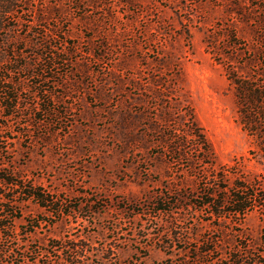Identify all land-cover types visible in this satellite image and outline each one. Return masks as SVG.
<instances>
[{
  "label": "rangeland",
  "instance_id": "1",
  "mask_svg": "<svg viewBox=\"0 0 264 264\" xmlns=\"http://www.w3.org/2000/svg\"><path fill=\"white\" fill-rule=\"evenodd\" d=\"M248 1L20 0L0 27V70L21 104L13 119L0 108V172L58 205L44 210L3 188L2 202H15L0 216L16 219L5 223L0 264H66L78 240L90 251L78 264H231L264 254V206L240 227L187 207L202 202L190 201L203 188L198 155L191 142L185 159L167 147L193 119L216 168L264 194V162L249 154L254 140L227 79L234 71L264 80V0ZM159 200L172 213H159Z\"/></svg>",
  "mask_w": 264,
  "mask_h": 264
},
{
  "label": "trees",
  "instance_id": "2",
  "mask_svg": "<svg viewBox=\"0 0 264 264\" xmlns=\"http://www.w3.org/2000/svg\"><path fill=\"white\" fill-rule=\"evenodd\" d=\"M243 1L247 3L246 5L249 4L248 0ZM18 3H20V0H0V27L4 26L8 20L13 17ZM238 15L244 20L249 19L250 21L249 14L245 9L241 10ZM257 24L264 34V19L261 18L260 22H257ZM263 37L264 35L259 34L260 39ZM8 39L12 40L7 38L5 41H8ZM33 67V71H37L38 67ZM21 68H27V65L21 66ZM43 75L42 72L35 73V76H39L41 80L50 79ZM227 79L233 85L234 96L237 101V114L241 128L254 140L255 148L249 151V154L255 157L258 156L264 162V80L261 84H256L246 77L237 76L234 71L227 72ZM9 83H11V81L8 80L5 74L0 70V108L7 119H13L15 117V112L21 109V104L18 96L11 94L7 87ZM35 109L44 112L46 111V105L42 104L41 106V104H37ZM187 127L188 129L184 132V136H180L179 134L170 136L169 141L172 142L167 145L170 149V155H178L179 159L181 157L185 159V154L181 152L180 149L184 148L188 142H191L193 144L191 149L197 152L198 155L194 161L201 165V171L196 174H198L199 184H203V188H201V192H199L197 196H192L190 201L194 198H199L202 202L200 205L193 202L187 207L195 209L198 213L203 212L205 209H209L208 215L214 217L217 221H233L235 226L240 227L249 212L255 208L264 206V194L258 192L260 190V185H255V183L247 184L241 177L232 172L231 167L217 169L212 161V153L202 130L193 119L190 126ZM177 162L180 163V160H177ZM194 169L195 168H193L191 172H193ZM5 187L20 189V193L22 197H24L23 199L34 202L44 210H49L52 206L58 205V200H54L52 196L45 194L40 188L35 186L22 187L17 182L12 181L10 176L4 177L0 172V213L5 212L6 209L9 208V205L15 202V200L10 199H7L6 202H2L5 198L1 191ZM169 203L171 202L159 200L154 203V208L157 209L159 213L170 214L173 209L169 207L167 209L165 208ZM90 205H92V202ZM15 219L16 216L12 212L0 216V239L5 236L4 231L9 229L7 225L9 223L5 224L6 221L9 220L13 222ZM210 221L211 220H208V222ZM29 223L30 221H28V224ZM217 241L221 242L220 239H217ZM201 243L204 245V242ZM206 243H208V240ZM199 247L201 248L202 246ZM56 249L58 248L56 247ZM67 249L70 252V256L66 258V264H78L90 257L88 246L80 243L79 240L70 243ZM5 251L0 250V253H6ZM106 252L109 253L107 259H111L113 253L110 250H106ZM106 252L101 250L100 255L102 258ZM197 253L199 254L198 257H202L209 253H213V249L209 248L203 252L198 249ZM229 260H232L231 264H264V254H260V256L255 258L245 256V259L234 256L233 258H229ZM0 262H2L1 258ZM211 263L212 262H206L205 264Z\"/></svg>",
  "mask_w": 264,
  "mask_h": 264
}]
</instances>
